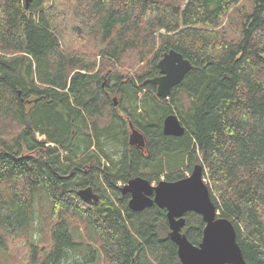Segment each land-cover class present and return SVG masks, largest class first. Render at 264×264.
<instances>
[{"label": "trees", "instance_id": "trees-1", "mask_svg": "<svg viewBox=\"0 0 264 264\" xmlns=\"http://www.w3.org/2000/svg\"><path fill=\"white\" fill-rule=\"evenodd\" d=\"M170 50L193 69L163 100L145 81ZM170 114L182 137L163 134ZM196 166L264 264V0H0V264H181L166 211L130 210L123 188ZM185 219L198 246L203 218Z\"/></svg>", "mask_w": 264, "mask_h": 264}, {"label": "water", "instance_id": "water-1", "mask_svg": "<svg viewBox=\"0 0 264 264\" xmlns=\"http://www.w3.org/2000/svg\"><path fill=\"white\" fill-rule=\"evenodd\" d=\"M26 8L34 0H24ZM160 76L145 81L157 88L160 99H169L172 90L179 86L193 69L192 63L174 50L164 54L158 64ZM116 100V99H115ZM130 144L145 150L144 135L131 126ZM163 133L168 137H182L186 128L176 114L164 120ZM130 194L129 208L140 212L154 205L166 211L170 240L177 246L181 264H246L237 243V233L230 220L220 217L212 200L208 185L203 180V167H194L190 176L177 182L160 181L151 184L142 177L131 179L123 188ZM79 196L87 203L98 204L101 196L93 187L81 189ZM195 213L203 218L205 228L202 242L193 245L182 230L186 226L185 215Z\"/></svg>", "mask_w": 264, "mask_h": 264}, {"label": "rangeland", "instance_id": "rangeland-1", "mask_svg": "<svg viewBox=\"0 0 264 264\" xmlns=\"http://www.w3.org/2000/svg\"><path fill=\"white\" fill-rule=\"evenodd\" d=\"M243 4H244V13H250L251 10H252L251 2L244 1ZM115 99H117V98H115ZM123 148L124 147H122L119 144H114V145H111L110 150H109L108 153H109L110 156H113L114 157L115 161H118V160H121V158L123 157ZM114 152H117L115 156H114ZM104 164L107 165L106 162ZM184 171H185V169H184ZM186 174H187V177L191 175V173L190 174L189 173H186ZM161 180H165V176H162L161 177ZM154 185H157V183H154ZM119 186H124V183L123 182H119ZM101 201L102 200H100V203H101Z\"/></svg>", "mask_w": 264, "mask_h": 264}, {"label": "flooded vegetation", "instance_id": "flooded-vegetation-1", "mask_svg": "<svg viewBox=\"0 0 264 264\" xmlns=\"http://www.w3.org/2000/svg\"><path fill=\"white\" fill-rule=\"evenodd\" d=\"M161 75V74H160ZM159 75V76H160ZM184 125V124H183ZM132 129H131V126H130V134H131V131ZM163 131V130H162ZM164 134V133H163ZM166 137H168V136H166ZM128 139H129V137H128ZM144 139H145V142H146V147H145V150L144 151H141L140 149H138L136 146H132V145H130V147H134L137 151H139V153H141L142 154V157H144V158H148L149 156H150V145H149V140H148V138H147V136H145L144 135Z\"/></svg>", "mask_w": 264, "mask_h": 264}, {"label": "bare ground", "instance_id": "bare-ground-1", "mask_svg": "<svg viewBox=\"0 0 264 264\" xmlns=\"http://www.w3.org/2000/svg\"><path fill=\"white\" fill-rule=\"evenodd\" d=\"M171 51V50H170ZM168 53V52H167ZM163 57H164V55H163ZM162 57V58H163ZM161 61V60H160ZM159 64V63H158ZM174 90V89H173ZM179 118V117H178ZM185 127V126H184ZM92 143V142H91ZM129 145H132V144H130V138H129ZM132 146H134V145H132ZM97 164V163H96ZM111 169V168H110ZM203 180H204V175H203ZM205 181V180H204ZM205 183H206V181H205ZM207 184V183H206ZM149 209V208H148Z\"/></svg>", "mask_w": 264, "mask_h": 264}]
</instances>
